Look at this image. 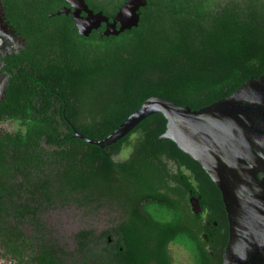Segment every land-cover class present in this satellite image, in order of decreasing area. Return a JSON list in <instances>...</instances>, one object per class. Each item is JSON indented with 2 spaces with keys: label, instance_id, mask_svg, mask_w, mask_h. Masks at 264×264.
I'll use <instances>...</instances> for the list:
<instances>
[{
  "label": "trees",
  "instance_id": "obj_1",
  "mask_svg": "<svg viewBox=\"0 0 264 264\" xmlns=\"http://www.w3.org/2000/svg\"><path fill=\"white\" fill-rule=\"evenodd\" d=\"M124 1L85 3L111 19ZM146 1L137 27L98 40L104 24L82 37L70 16L48 17L65 0H4L7 19L25 43L2 68L9 80L0 122H17L19 129L0 132V220L34 216L40 200L111 198L123 216L116 264H175L171 244L187 252L190 264H221L218 243L206 246L194 231L200 216L180 204L188 199L185 187L218 221L220 192L173 142L155 141L165 131L162 115L148 116L103 149L74 132L102 140L151 96L197 110L261 76L264 0ZM124 146L131 147L129 157L115 161ZM33 263L74 264L48 248L35 252Z\"/></svg>",
  "mask_w": 264,
  "mask_h": 264
},
{
  "label": "water",
  "instance_id": "obj_2",
  "mask_svg": "<svg viewBox=\"0 0 264 264\" xmlns=\"http://www.w3.org/2000/svg\"><path fill=\"white\" fill-rule=\"evenodd\" d=\"M65 2L69 7L48 17L70 16L82 37L104 24L98 40L137 27L139 10L147 4L146 0H125L109 19L101 11L94 13L84 0ZM153 114L166 120L165 131L155 141L173 142L201 166L220 192L228 224L221 264H264V73L197 110L151 96L102 140L89 139L70 127L74 137L103 149ZM192 204L196 206L197 201Z\"/></svg>",
  "mask_w": 264,
  "mask_h": 264
},
{
  "label": "rangeland",
  "instance_id": "obj_3",
  "mask_svg": "<svg viewBox=\"0 0 264 264\" xmlns=\"http://www.w3.org/2000/svg\"><path fill=\"white\" fill-rule=\"evenodd\" d=\"M23 46L24 41L17 35L0 31V57L17 53ZM5 80L6 76L0 72V91ZM18 129L17 122H0V132L13 133ZM130 153L131 147L124 146L118 154L113 155V159L124 161ZM40 207L35 220L24 222L23 228H20L25 234V244L23 242L19 258L6 248L0 237V264H34L35 248H39L40 244L46 245L61 262L116 264V245L120 242L117 227L123 217L117 202L111 198L93 197L92 201L87 202H43ZM12 223L9 220V224ZM83 232L87 236L85 241L82 240ZM169 252L175 264L191 263L189 255L181 246L170 245Z\"/></svg>",
  "mask_w": 264,
  "mask_h": 264
},
{
  "label": "flooded vegetation",
  "instance_id": "obj_4",
  "mask_svg": "<svg viewBox=\"0 0 264 264\" xmlns=\"http://www.w3.org/2000/svg\"><path fill=\"white\" fill-rule=\"evenodd\" d=\"M85 1V0H84ZM63 7H69V5L66 3ZM62 8V7H61ZM0 12H1V19H0V31L2 33L6 34L8 33L9 35H17L20 37L21 40L24 41V39L13 29L12 25L7 19L6 16V6L4 5V0H0ZM50 14V13H49ZM54 14V13H52ZM11 33V34H10ZM25 43V41H24ZM8 55H2L0 57V72L3 73L6 76L5 83L3 84L2 90L0 91V100L3 98L5 89L7 88L8 85V80H9V75L5 73V71L2 69L5 65V57ZM169 170L172 173L177 172V167L174 163L170 162L168 163ZM182 173L185 174L186 176H190V172L187 168L182 169ZM170 186H174L175 184L172 183V181L169 184ZM183 192H185L188 195L187 200H181L180 204L182 205L183 209L191 214L192 216H200V222L198 228H194V231L197 233V235L200 238V241L203 242L206 246L212 245V243H218V260L224 253V248L223 244L225 243L226 238L228 237V227H227V218H226V213L224 211V208L221 205L222 200H220L219 195H218V221L217 220H211V214L210 211H206L203 205L201 204L200 196L193 195L188 192L187 188L182 187ZM186 196V195H185ZM173 197V196H172ZM197 201V205H193L192 202ZM43 203V202H42ZM41 206V200L36 204L37 212L34 216H27L25 218H16L15 216L9 215L7 218H2L0 220V231L5 235V239H3L4 245H6V248L13 254L17 255V258H19V255L21 254L20 250L22 249L23 242L25 239L23 236L25 235L23 233V230L20 228H23L22 226L24 225V222H28V220L33 219L35 220V217L38 216L40 213V207ZM212 212H214L212 210ZM9 220L13 222L12 224H9ZM226 224V226H225ZM200 231H199V230ZM211 231V232H210ZM20 236L18 240H16L17 236ZM29 243L30 241L27 240ZM110 241V239H108ZM21 242V243H20ZM29 243H28V248H29ZM17 244V245H14ZM25 244V242H24ZM172 245V244H171ZM117 247V245H116ZM47 249L46 245L40 244L39 248H35V251L39 250H45ZM120 250V247L118 248ZM14 250L17 251V253L14 252Z\"/></svg>",
  "mask_w": 264,
  "mask_h": 264
}]
</instances>
